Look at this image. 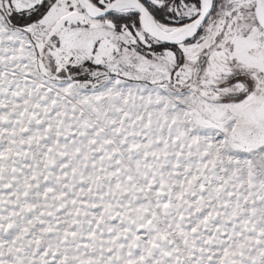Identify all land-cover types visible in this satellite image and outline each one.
Returning a JSON list of instances; mask_svg holds the SVG:
<instances>
[{
  "label": "snow or ice",
  "instance_id": "1",
  "mask_svg": "<svg viewBox=\"0 0 264 264\" xmlns=\"http://www.w3.org/2000/svg\"><path fill=\"white\" fill-rule=\"evenodd\" d=\"M0 264H264V0H0Z\"/></svg>",
  "mask_w": 264,
  "mask_h": 264
}]
</instances>
